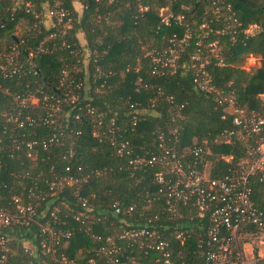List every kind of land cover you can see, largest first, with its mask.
<instances>
[{
    "label": "trees",
    "instance_id": "1",
    "mask_svg": "<svg viewBox=\"0 0 264 264\" xmlns=\"http://www.w3.org/2000/svg\"><path fill=\"white\" fill-rule=\"evenodd\" d=\"M79 2L80 10H76L73 0H0V48L7 50L16 44L22 62V73H0V207H13V197L19 196L24 204L36 208L40 223L56 216L54 226L70 232L66 247H58L53 256L39 249L31 256L24 245L39 247L38 224H11L6 229L8 262L65 264L63 255L74 264H110L97 250L105 237L113 236L131 257L127 264H159L155 251H138L118 238L130 224H146L150 218L162 230L168 227L165 238L173 252L192 260L197 250L195 229L183 243L170 233L164 201L154 181L157 166L133 170L129 159L153 153L159 134L170 142L175 132L178 150L206 141L211 148L207 155L211 177L223 175L237 161L242 155L238 140L229 145L215 142L231 126L230 120L222 118L225 111L210 93L196 89L189 59L197 48L196 38L202 35L198 25L207 22L213 29L219 27L228 20L230 11L225 7L230 5L240 23L238 31L209 32L208 40L220 38L225 63L219 66L209 56L206 68L214 86L234 89L240 105L253 107L256 95L264 90V0ZM54 3L70 18L64 34L45 15ZM165 7L164 14H171L168 23L160 13ZM179 15L183 16L180 21ZM21 23L24 28L17 35ZM251 23H257L260 30L243 36L240 29ZM186 25L191 26L192 36L178 50L175 68L152 60L153 55L161 57L178 44L172 35L181 37ZM40 44L46 51H37ZM247 55L259 57L260 65L249 71L241 68ZM63 70L65 83H61ZM69 89L76 94L73 100L68 98ZM29 94L52 96L54 104L59 99L52 122L43 121L48 111L42 102L21 103ZM88 107L101 114L104 126L114 121L118 139L129 142V152L118 154L110 140L93 134L96 116ZM133 114L139 118L134 126ZM49 138L53 141L44 148L42 143ZM27 142L34 143V158L27 155ZM223 155L231 156L225 160ZM84 175H88L85 181L58 185L63 177ZM52 182L57 185L51 189ZM251 197L264 211L263 182L254 179Z\"/></svg>",
    "mask_w": 264,
    "mask_h": 264
},
{
    "label": "built area",
    "instance_id": "2",
    "mask_svg": "<svg viewBox=\"0 0 264 264\" xmlns=\"http://www.w3.org/2000/svg\"><path fill=\"white\" fill-rule=\"evenodd\" d=\"M100 1V0H96ZM109 3L115 0H106ZM28 5V4H26ZM146 8V7H145ZM228 20L219 27L212 28L207 22L198 25L202 35L196 38V50L191 53L188 67L193 71V82L197 90L211 94L215 103L223 107L222 118H229L230 127L225 128L215 139V142L232 144L235 140L241 143L242 155L232 164L227 171L219 177L209 176V159L211 148L206 141L194 144L185 150H178V138L174 135L168 142L161 133L158 136L157 149L149 155L136 154L130 157L129 164L133 170L144 169L147 166H157L154 171V181L157 183V194L163 198L164 210L170 223V233L183 243L190 231L195 229L197 250L192 260H184L179 253L175 254L169 241L165 238V231L159 225H154L151 218L146 224H130L119 233L118 238L125 240L126 246H133L138 251H155V261L159 264H264V211L256 206L251 197L254 179L264 183V90L256 95V104L253 107L242 106L237 102L235 90L232 88H219L211 83L207 64L209 56L215 57L216 64L224 65L223 47L220 38L208 40L209 32L216 34H234L240 24L233 17L230 5H226ZM167 7L161 8L164 14ZM218 14L220 7L215 9ZM45 15L50 22L59 25L58 32L64 34L70 27V18L64 8L54 3L47 7ZM171 14L163 15V22H169ZM35 16H38L37 14ZM182 15L177 16L180 21ZM220 15L216 16V20ZM0 27L2 24L0 23ZM260 30L257 23H251L241 28L243 36L249 37ZM192 36V28L186 25L181 37L176 33L171 40H178V44L169 47L167 54L161 57L153 55L152 60L162 62L175 68V58L178 50H182ZM234 37V35H232ZM179 46V48H178ZM39 45V51H46ZM147 54L152 55L151 51ZM164 56V58H162ZM255 60L254 55H247ZM0 73L4 76L22 73V62L19 58V49L16 44L7 50L0 48ZM249 57V58H250ZM258 64V65H259ZM257 65V66H258ZM256 65L253 64V67ZM241 68L248 70L249 68ZM250 70V69H249ZM248 70V71H249ZM66 70H63L61 83L66 82ZM139 83V79L136 81ZM70 84V83H67ZM68 98L73 100L76 94L71 89L67 91ZM52 96L43 95L39 98L29 94L22 98L21 103L34 105L42 102L48 111L44 122L53 121L52 115L59 110V99L56 104L51 102ZM87 111L96 116L93 134L99 139H108L116 148L118 154L129 152L127 140L118 139L114 121H109L105 126L101 114L88 107ZM29 119V118H28ZM138 116L133 114L131 124L137 123ZM53 138L43 141L46 148ZM33 142H27L30 158H34ZM231 155H223L228 160ZM88 175L81 177H63L58 185L78 183L86 180ZM57 183H51V189ZM52 190V194H54ZM151 203L150 200H148ZM84 205V202H83ZM132 208L126 210L128 213ZM119 208L115 209L118 212ZM54 213L51 212V215ZM88 216V215H87ZM78 218V216H77ZM154 219H159L157 215ZM185 221V222H184ZM30 222L38 224L40 238L38 248L33 244H25V251L31 256H36L37 249L43 255L53 256L58 247H66L70 232L60 227H55L56 216L51 221L39 222L38 212L32 204H24L19 196L13 197V207H0V264H9V241L6 234L8 226L14 223L27 225ZM194 226V227H192ZM123 243H118L113 236L105 237L97 253L107 258L110 264H127L131 259L124 253ZM65 264H74L72 260L61 256ZM89 261H93L90 259Z\"/></svg>",
    "mask_w": 264,
    "mask_h": 264
},
{
    "label": "rangeland",
    "instance_id": "3",
    "mask_svg": "<svg viewBox=\"0 0 264 264\" xmlns=\"http://www.w3.org/2000/svg\"><path fill=\"white\" fill-rule=\"evenodd\" d=\"M24 28V23H21L18 27H17V30H16V34H21L22 33V30ZM250 57V56H249ZM248 56H246L243 60V63H242V66L243 67H246V68H249L250 70H253L255 68H257L260 64L258 63V60H255L253 59L252 57L249 58ZM259 59V57H258ZM260 62V60H259ZM253 64H255L256 66L253 67ZM259 64V65H258ZM258 65V66H257ZM248 69V70H249Z\"/></svg>",
    "mask_w": 264,
    "mask_h": 264
},
{
    "label": "crops",
    "instance_id": "4",
    "mask_svg": "<svg viewBox=\"0 0 264 264\" xmlns=\"http://www.w3.org/2000/svg\"><path fill=\"white\" fill-rule=\"evenodd\" d=\"M73 3H74L75 9L76 10H80V2H79V0H73ZM45 7H44V9H45Z\"/></svg>",
    "mask_w": 264,
    "mask_h": 264
},
{
    "label": "water",
    "instance_id": "5",
    "mask_svg": "<svg viewBox=\"0 0 264 264\" xmlns=\"http://www.w3.org/2000/svg\"><path fill=\"white\" fill-rule=\"evenodd\" d=\"M23 52L28 56V58L31 60V57L28 55V53L25 51V50H23Z\"/></svg>",
    "mask_w": 264,
    "mask_h": 264
}]
</instances>
